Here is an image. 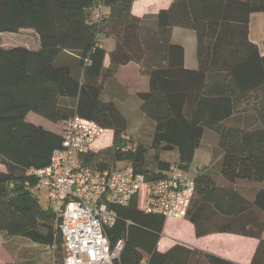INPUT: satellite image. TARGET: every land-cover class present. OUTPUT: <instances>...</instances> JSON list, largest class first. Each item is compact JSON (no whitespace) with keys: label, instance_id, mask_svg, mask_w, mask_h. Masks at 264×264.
<instances>
[{"label":"trees","instance_id":"1","mask_svg":"<svg viewBox=\"0 0 264 264\" xmlns=\"http://www.w3.org/2000/svg\"><path fill=\"white\" fill-rule=\"evenodd\" d=\"M133 1L0 0V33L30 30L37 40L35 47L0 45V232L51 248V262L42 264H64L57 215L32 190L31 172L49 163L62 135L28 121L29 112L55 124L73 115L96 121L112 139L80 154L82 164L105 171L125 163L147 181L167 177L172 164L188 171L209 129L220 180L209 166L197 170L184 217L196 236L256 238L249 264H264V54L249 39L250 15L264 12V0H171L141 17ZM174 27L195 33L194 68L171 39ZM129 62L148 79L138 93L139 109L155 122L148 143L128 135L118 103L127 91L119 94L116 74ZM164 144L174 161L162 157ZM109 208L115 218L104 233L111 248L122 241L114 264H235L182 243L159 250L165 216L141 210L135 196Z\"/></svg>","mask_w":264,"mask_h":264},{"label":"built area","instance_id":"2","mask_svg":"<svg viewBox=\"0 0 264 264\" xmlns=\"http://www.w3.org/2000/svg\"><path fill=\"white\" fill-rule=\"evenodd\" d=\"M61 147L49 163L31 169L37 176L32 190L45 195L43 206L56 213L62 236L64 264H114L122 241L111 248L104 227L113 223L109 204H125L136 197L138 207L165 217H184L195 182L187 170L172 164L168 176L147 181L131 166L98 171L82 164L80 154L92 150L112 131L96 121L73 115L62 122ZM140 264H146L142 259Z\"/></svg>","mask_w":264,"mask_h":264},{"label":"crops","instance_id":"3","mask_svg":"<svg viewBox=\"0 0 264 264\" xmlns=\"http://www.w3.org/2000/svg\"><path fill=\"white\" fill-rule=\"evenodd\" d=\"M171 0H134L132 3L131 10L137 16H144L146 14H155L159 9L166 8L170 4ZM260 25L263 27L260 28ZM263 31V34L261 33ZM10 33V32H8ZM1 34V33H0ZM171 39L175 43H179L184 48V65L188 68H194L196 66L195 58V33L192 29H182L179 27H174L172 29ZM249 39L258 45L259 51L264 54V12H253L249 18ZM261 41V42H260ZM106 50H110L113 46V40L111 38H106L103 40ZM187 50L189 54L194 57L190 59L189 63L186 61ZM108 58L105 57V63H107ZM128 64V63H127ZM122 65L119 67L118 71L127 65ZM139 72L138 65H134ZM117 71V72H118ZM146 80L145 87L147 88L148 79ZM120 83V82H119ZM121 84V83H120ZM122 85V84H121ZM145 88V89H146ZM123 87L119 94L124 96ZM121 103V100L118 101ZM123 113L125 111L120 108ZM129 117H127V120ZM128 129V126H127ZM210 137L211 139L207 138ZM203 145L205 149L198 148L194 152L193 161L191 163L188 172L194 176L197 170L203 166H209L208 169L217 181L220 180L219 172V149L217 147V137L210 134V131L205 130L203 134ZM176 159L173 158V161ZM43 205V202H41ZM176 218V219H174ZM167 220V219H166ZM171 226L167 227L164 224L157 246L161 251L166 250L174 243H182L191 247L206 250L217 254L221 257L233 261L235 264H249L252 254L257 245V239L253 237L233 234L229 232H214L205 234L202 236H196L194 225L185 217H173L171 219ZM164 238L163 237V233ZM264 236V232H263Z\"/></svg>","mask_w":264,"mask_h":264},{"label":"rangeland","instance_id":"4","mask_svg":"<svg viewBox=\"0 0 264 264\" xmlns=\"http://www.w3.org/2000/svg\"><path fill=\"white\" fill-rule=\"evenodd\" d=\"M262 27L263 26L260 25V28ZM179 28L190 29L185 27ZM261 33L263 34V31H261ZM261 40L264 41V39ZM18 44L35 47L37 45V40L33 32L30 30H21L16 33L2 32L0 34V45L11 46ZM191 58L194 59V57L189 54V50H187V63H189ZM134 65L135 63L129 62L125 68L122 67L116 74L117 80L122 84L123 89L127 91V95L123 100H121L119 107L122 108L125 111V115L129 117L127 120L128 135L133 140H140L148 143L152 136L155 122L145 116L144 113L139 109L138 98V93L147 89L145 87L146 80L144 78L147 76L138 72ZM26 119L36 124H40L46 129L55 130L59 133L62 131V122L57 124L52 123L34 112H29L26 116ZM208 131H210L211 135L213 134L214 137H217L214 131L209 129ZM208 139L211 138L208 137L207 140ZM106 146H108V141L104 142L103 139H101L95 143L93 150H99ZM175 154L176 152L171 146L164 144L162 147L163 158L173 161ZM124 165L125 163H118V167H122ZM0 170H3L2 164H0ZM38 197L40 202H45V195L42 191H39ZM171 219H173V217H165L164 224L166 223L165 225H167V227L172 225ZM164 234L165 232L163 233V237H161L163 239H165ZM51 250V248L40 247L21 238L9 237L3 232H0V264H42L45 261L50 263L52 257Z\"/></svg>","mask_w":264,"mask_h":264}]
</instances>
